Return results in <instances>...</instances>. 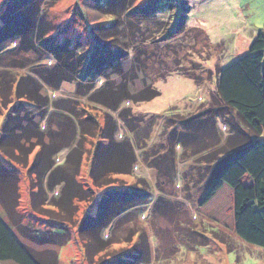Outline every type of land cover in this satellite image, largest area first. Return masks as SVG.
<instances>
[{
	"label": "rangeland",
	"instance_id": "374dc122",
	"mask_svg": "<svg viewBox=\"0 0 264 264\" xmlns=\"http://www.w3.org/2000/svg\"><path fill=\"white\" fill-rule=\"evenodd\" d=\"M6 1L9 0H0V28L1 17L9 8L12 12L15 3L18 7L23 4L36 5L39 17L42 16L46 24L56 27L48 37L37 39L35 36L32 39L35 49L29 52L18 50L19 40L4 44L0 52V128L10 115L22 119L28 115L27 112L33 114L28 103L20 102L15 97L14 89L19 80H23V83L30 80L28 84L34 81L40 87V95L49 98L51 106L47 110V120H40L38 116L33 118V122L42 127V143L45 148L52 146L48 132L54 137L65 125L68 127V120L71 121L62 109L66 105L61 102L76 103L79 109H84L81 113L83 116L92 120L94 117L101 126L104 117L102 108L88 102L82 84L64 83L56 94L48 92L35 74L39 72L48 75L54 66L53 60L46 56L48 44L45 39L61 44L70 39L83 45V49L91 47L90 44L88 46L87 38L90 28L108 25L109 15L115 16L123 23L118 24L119 28L112 27L110 31L120 33L122 30V41L128 46V55L125 54L127 58L114 65V70L109 72L110 80L115 85L121 83L123 73L136 63L134 52H141V60L150 66L148 79L139 74V80L134 85L135 91L142 88L143 78L150 82L152 73L162 67L197 77L200 85L191 79L172 74L156 83L160 97L133 107L135 113L149 117L163 118L174 114L184 119L197 115L201 109L209 106L215 92L217 71L246 55L264 26V0H132V3L130 0H113L106 8L103 6L108 5L107 0H30L28 3L13 0L5 5ZM155 4L158 16H139L136 13L135 17H127L129 13ZM169 5L172 6L170 10ZM178 25L181 27L177 31L175 29ZM168 32L170 37L166 38ZM74 47V44L71 45V50ZM39 57L45 60L35 64ZM12 64L21 65L11 67ZM102 84L103 81H98L94 91L101 88ZM55 103L59 107L57 111ZM148 122L146 119L142 125L143 140L148 131ZM121 130L118 135L123 133L124 130ZM156 131V137L153 136L155 131L151 133L149 146L158 142L156 140L161 136L162 130ZM221 132L224 134L222 139L228 138L223 127ZM261 141L264 142V138ZM31 142L33 148L25 161L22 159L8 165L16 170L19 179L14 214L7 216L1 205L0 214L16 238L40 259H48L54 264H264V232L258 221L252 219L255 210L249 170L232 167L228 174L224 173L220 179L215 180L209 192H204L198 185L204 181L207 169H201L202 178H194L196 180L193 183L188 174L194 160L177 161V171L188 170L187 179L180 182L178 178L172 185L161 184L162 192L150 189L148 193L153 204L148 205L143 214L141 209L131 208L127 215L100 234V239L110 242L109 245L102 251L96 249L93 252V244L88 243L87 238L91 230L88 224L90 221L87 220L85 224L83 222L87 218H97L99 202L108 196L106 190L119 189L124 194L130 191L133 195L143 193L145 189L140 187V180L154 184L152 175L140 166L143 172L134 169L131 176H116L110 188H94L90 183L89 167L93 146L98 138H87L83 143L84 155L75 184L80 185L84 191L90 189L92 193L84 202L75 200L72 204L77 212L72 222L61 224L57 218L58 212L50 206L60 191H44L46 175L39 182L33 166L41 149L35 146L37 143L34 140ZM25 148L30 147L25 145ZM179 153L180 150L177 151ZM66 155V151L59 154L55 163L62 164ZM40 184L43 196L45 194V199L39 201L43 210L41 213L33 208L31 196L34 192L37 195L34 198L40 199ZM160 193H163L162 198ZM242 196L246 200V208H239ZM158 197L160 202L157 204ZM225 205L229 208H225ZM52 228L63 230L64 236L55 238L59 243H64L63 246L33 243L35 233L46 236Z\"/></svg>",
	"mask_w": 264,
	"mask_h": 264
},
{
	"label": "trees",
	"instance_id": "16d2710c",
	"mask_svg": "<svg viewBox=\"0 0 264 264\" xmlns=\"http://www.w3.org/2000/svg\"><path fill=\"white\" fill-rule=\"evenodd\" d=\"M107 1L109 3L104 5V8L109 7L110 2H113V0ZM8 2L6 1L5 5ZM16 4L12 6V12L9 8L1 17L0 52L4 44L16 40H19L20 52H29L34 48L32 39L35 36L37 39L48 37L56 28L46 24L42 16L39 17L36 5L23 4L18 7ZM171 8L172 6L169 5L168 9ZM157 10V4L153 7L146 6L136 10L135 13H129L127 17H135L136 13L139 16H158ZM27 18L30 20L26 22ZM108 19V25L90 28L87 38L88 46L90 44L91 47L84 48L85 50L79 42L76 44L77 41L72 42L70 39L62 44L53 42L49 38L45 39L46 45L48 44L46 56L53 60L54 66L48 75L35 72L50 94L59 92L64 83L82 84L88 102L104 110L103 126L94 117L92 120L83 116L81 113L84 109H79L76 103L63 101L61 103L66 107L62 109L71 121L68 120V127L65 125L64 129L61 128V132L54 137L48 132L52 146L45 148L42 143V127L35 124L33 118L38 116L43 121L48 119L46 114L51 107L49 98L40 95V87L34 81L28 84L27 81L30 80H25V83L19 80L16 83L15 97L20 102L28 103L33 109V114L27 112L28 115L22 119L10 115L0 128V205L4 213L7 216L14 214L18 200L19 179L16 170L8 165L22 159L25 161L27 155L31 154L33 148L31 141L34 140L37 143L35 146L41 149L34 160V174L40 179L39 182L46 175L45 192L60 191L58 198H53L50 206L58 212L57 218L61 224L71 223L72 217L77 212L72 203L75 200L84 202L92 193L90 189L84 191L80 185L75 184L84 155L83 143L87 138H98V142L93 146V157L89 167L90 183L94 188H110L116 176H131L134 169L143 172L140 166L152 175L154 184L144 179L140 180V187H144L145 190L134 195L130 191L124 194L123 190L119 189L106 190L108 196L99 202L97 218L94 220L87 218L83 222L85 224L87 220L90 221L88 224L91 230L88 231L87 238H89L88 243L93 244V252L96 249L102 251L109 245L110 242L100 239V234L127 215L131 208L141 209L143 214L148 205L153 204L154 201L152 202L148 193L150 189L154 192L160 190L163 183L172 185L178 178L180 182L187 179V169L183 172L176 169L179 160L182 162L194 160L188 174V178L190 177L193 183L196 180L194 178H202L203 173L200 170L207 169L204 181L198 185L204 192H209L215 180L220 179L232 166L249 170L255 210V217L252 219L258 221L264 232V142L261 141L264 138V26L251 43L246 55L217 71L215 92L209 106L189 118L182 119L174 114L155 118L137 114L133 107L160 97L161 94L155 87L158 81L165 80L172 74L191 79L197 85H200L199 79L162 67L152 73L150 82L143 78L142 88L135 91V82L139 80L141 74L148 79L147 72L150 66L141 60L143 56L141 52H134L136 63L123 73L121 83L115 85L110 80L109 72L114 70L116 63L127 58L128 46L122 41L124 37L122 30L119 29L120 33L110 31L112 27H118V24L123 22L113 15H109ZM180 27L181 25H178L175 30H180ZM168 37L170 32L167 33L166 38ZM73 44L75 47L71 50ZM43 60H45L43 57H39L35 64ZM18 65L21 64L10 66L18 67ZM98 81H103L102 87L94 91ZM124 104L127 106L123 107ZM54 107L56 111L59 109L57 103ZM146 119L149 120L148 131L145 130L147 133L145 132L143 140L142 125ZM221 127L227 133L225 135H228L225 140L222 139L224 134L221 132ZM119 128L124 131L121 130L122 137L118 140ZM157 129L162 130L161 136L157 138L158 142L149 146L151 133L155 131L153 136L156 137ZM154 139L152 141H155ZM25 145H29L30 148H25ZM178 150H180L179 154H177ZM64 151L67 155L63 163L57 165L55 159ZM38 187L42 194L40 199L34 198L37 197L34 192L31 196L33 208L41 213L43 210L39 201L41 198L45 199V194L43 196L41 184ZM159 195L162 198L163 193ZM159 202L160 200L157 204ZM82 230L86 231V229ZM61 236H64L61 228H52L46 236L35 233L32 241L38 245L61 247L64 243H59L55 239ZM247 238L249 239L248 236ZM0 264H54V262L40 259L25 247L0 214Z\"/></svg>",
	"mask_w": 264,
	"mask_h": 264
},
{
	"label": "crops",
	"instance_id": "0c3cea01",
	"mask_svg": "<svg viewBox=\"0 0 264 264\" xmlns=\"http://www.w3.org/2000/svg\"><path fill=\"white\" fill-rule=\"evenodd\" d=\"M232 167H236V168H238L237 166H232ZM232 167L230 168V169H232ZM229 169V170H230ZM226 174H228V171L226 172ZM239 203H240V207L239 208H246L245 206V203H246V200H244L243 199V196H242V198L241 199H239ZM225 208H229V206H226L225 205ZM246 214V213H245ZM261 224V223H260ZM262 225V224H261Z\"/></svg>",
	"mask_w": 264,
	"mask_h": 264
},
{
	"label": "built area",
	"instance_id": "2783aa9c",
	"mask_svg": "<svg viewBox=\"0 0 264 264\" xmlns=\"http://www.w3.org/2000/svg\"><path fill=\"white\" fill-rule=\"evenodd\" d=\"M121 137H122V136H121V134H120V135H119V139H121Z\"/></svg>",
	"mask_w": 264,
	"mask_h": 264
}]
</instances>
